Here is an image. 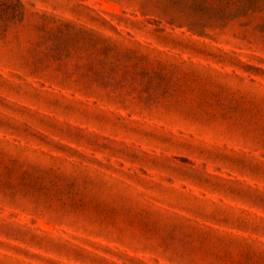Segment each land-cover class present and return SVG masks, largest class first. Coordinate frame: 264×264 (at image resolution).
Wrapping results in <instances>:
<instances>
[{"label":"rangeland","instance_id":"1","mask_svg":"<svg viewBox=\"0 0 264 264\" xmlns=\"http://www.w3.org/2000/svg\"><path fill=\"white\" fill-rule=\"evenodd\" d=\"M0 264H264V0H0Z\"/></svg>","mask_w":264,"mask_h":264}]
</instances>
